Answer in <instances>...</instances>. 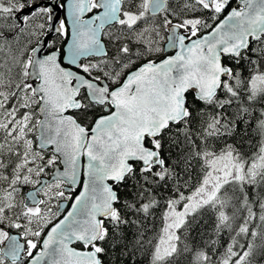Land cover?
<instances>
[{
    "label": "snow or ice",
    "instance_id": "obj_1",
    "mask_svg": "<svg viewBox=\"0 0 264 264\" xmlns=\"http://www.w3.org/2000/svg\"><path fill=\"white\" fill-rule=\"evenodd\" d=\"M0 264H264V0H0Z\"/></svg>",
    "mask_w": 264,
    "mask_h": 264
},
{
    "label": "water",
    "instance_id": "obj_2",
    "mask_svg": "<svg viewBox=\"0 0 264 264\" xmlns=\"http://www.w3.org/2000/svg\"><path fill=\"white\" fill-rule=\"evenodd\" d=\"M76 194H78V191H77V193ZM73 198H74V196H73ZM70 206H71V204H70V202L68 203V205H67V207H69L70 208Z\"/></svg>",
    "mask_w": 264,
    "mask_h": 264
}]
</instances>
